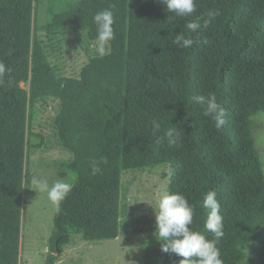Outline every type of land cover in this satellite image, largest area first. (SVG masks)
I'll return each mask as SVG.
<instances>
[{
  "label": "trees",
  "instance_id": "obj_1",
  "mask_svg": "<svg viewBox=\"0 0 264 264\" xmlns=\"http://www.w3.org/2000/svg\"><path fill=\"white\" fill-rule=\"evenodd\" d=\"M195 3L181 18L159 0H48L47 22L38 26V0H0V264H20L33 119L48 98L59 102L53 124L73 155V187L55 213L45 264H57L72 232L86 241L116 239L123 173L160 165L170 168L168 193L193 206L191 230L209 240L203 198L216 192L223 264H264V169L252 120L264 113V0ZM105 9L114 16L109 53L93 57L79 78L59 76L39 32L75 28L96 41L93 16ZM210 11L207 27L187 29L203 25ZM179 34L193 45L174 44ZM208 94L227 113L219 129L192 102ZM169 131L181 133L180 146L168 143ZM155 243L157 255L145 264H179Z\"/></svg>",
  "mask_w": 264,
  "mask_h": 264
},
{
  "label": "rangeland",
  "instance_id": "obj_2",
  "mask_svg": "<svg viewBox=\"0 0 264 264\" xmlns=\"http://www.w3.org/2000/svg\"><path fill=\"white\" fill-rule=\"evenodd\" d=\"M47 12L48 0H38V26L46 24ZM39 35L51 64L63 78H79L82 68L99 55L94 47L96 41L89 40L78 29L66 28L55 35L40 31ZM58 110L59 102L51 98L37 104L33 119L35 135L30 140L29 165L33 179L46 178L50 185L56 180L70 184L73 180L69 170L73 155L61 145L53 124ZM252 120L253 137L264 169V113L254 115ZM169 182L168 165L124 172L120 235L94 242L72 232L70 243L58 253L57 264H145L155 258L153 249L158 240L154 235V209L159 198L168 193ZM34 188L31 182L24 190L20 264H45L57 211L46 193H38Z\"/></svg>",
  "mask_w": 264,
  "mask_h": 264
},
{
  "label": "clouds",
  "instance_id": "obj_3",
  "mask_svg": "<svg viewBox=\"0 0 264 264\" xmlns=\"http://www.w3.org/2000/svg\"><path fill=\"white\" fill-rule=\"evenodd\" d=\"M159 2L167 8L168 12L181 18L191 16L196 11L195 0H159ZM215 15V12L210 11L208 19L203 21V25L190 22L187 24V29L195 33L199 28L207 27ZM93 22L97 31L94 47L100 56H104L110 51L109 42L114 39L113 12L109 9L99 11L94 14ZM173 43L181 48H189L193 45L194 40L190 36L179 34ZM4 71L5 66L0 63V73ZM192 102L203 106V115L214 120L216 128L219 129L227 123L226 110L218 104L215 94L194 96ZM153 126L159 128V124L155 121ZM167 137L169 144L180 146L181 133L169 131ZM156 142L157 144L161 143L162 138H157ZM91 166L93 173L99 171L96 161H92ZM32 182L38 193H46L48 200L56 205L57 212L60 211L61 202L73 187L72 184L63 180L53 181L51 185L46 178H34ZM203 205L208 210L204 227L213 234V240L207 239L198 231L191 230L194 209L181 193L163 194L159 198L157 208H153L155 213L154 235L162 242L161 251L181 257L179 264H223L217 247L218 241L224 235L223 217L214 190L205 194Z\"/></svg>",
  "mask_w": 264,
  "mask_h": 264
}]
</instances>
